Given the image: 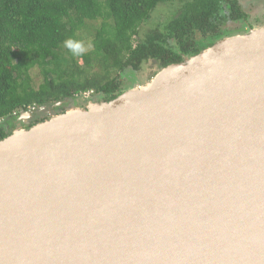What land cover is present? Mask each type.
Instances as JSON below:
<instances>
[{
	"label": "water",
	"instance_id": "95a60500",
	"mask_svg": "<svg viewBox=\"0 0 264 264\" xmlns=\"http://www.w3.org/2000/svg\"><path fill=\"white\" fill-rule=\"evenodd\" d=\"M0 264H264V25L0 140Z\"/></svg>",
	"mask_w": 264,
	"mask_h": 264
},
{
	"label": "trees",
	"instance_id": "16d2710c",
	"mask_svg": "<svg viewBox=\"0 0 264 264\" xmlns=\"http://www.w3.org/2000/svg\"><path fill=\"white\" fill-rule=\"evenodd\" d=\"M176 8L141 34L161 6ZM240 0H0V140L22 113L28 128L65 113L85 92L109 101L138 82L130 74L150 63L156 73L183 63L219 40L264 25ZM102 19L93 48L73 55L64 41H81L88 22ZM139 41L135 45L134 38ZM82 62V63H80ZM39 69L43 81L32 82ZM151 78V79H152Z\"/></svg>",
	"mask_w": 264,
	"mask_h": 264
},
{
	"label": "rangeland",
	"instance_id": "374dc122",
	"mask_svg": "<svg viewBox=\"0 0 264 264\" xmlns=\"http://www.w3.org/2000/svg\"><path fill=\"white\" fill-rule=\"evenodd\" d=\"M244 6L250 10L251 12L253 10H257V9H262V11L264 12V0H240ZM176 8H173L171 6H161L156 12L153 13L152 15V20L149 22L148 25H145L142 29H141V34L145 33L146 30L151 29L152 26H155L156 23H164L167 19H169L171 16H173V13L175 12ZM254 12V11H253ZM103 22L102 19H99L97 21H90L88 22V28H84L82 31L79 32L80 36H81V41L84 42V44L87 46V44L89 42H91L92 44V40H93V35L95 33L96 27H98L101 23ZM139 41V37L136 36L134 38V44L136 45ZM93 48V44L91 49ZM91 49H89L88 51H90ZM86 51V52H88ZM82 63V62H80ZM156 73V69L153 65H151L150 63L144 64L142 69L139 70L138 72L133 71V73H131L130 75L137 79L138 82L135 83V86L138 85H144L146 83H148L151 78L152 75H154ZM31 76H32V82L35 86H39L40 83H42L43 81V77L39 71V69H34L31 72ZM94 97L92 92H85L83 94V96H80L78 98V100L76 101V105H74L72 108H77V107H82L85 108L87 105L90 104V102H94ZM70 108V109H72ZM69 110V109H68ZM34 110L30 111L31 116L30 117H25L24 121L22 120H18L15 122L14 126L12 127L13 132L15 130H19V129H28V125L30 121L34 120L35 118L38 117V115H33Z\"/></svg>",
	"mask_w": 264,
	"mask_h": 264
},
{
	"label": "clouds",
	"instance_id": "9594fccd",
	"mask_svg": "<svg viewBox=\"0 0 264 264\" xmlns=\"http://www.w3.org/2000/svg\"><path fill=\"white\" fill-rule=\"evenodd\" d=\"M64 47H66L73 55L81 56L86 51L91 49L92 44L91 42H89L86 46L84 42L82 41H77V40L69 38L64 41Z\"/></svg>",
	"mask_w": 264,
	"mask_h": 264
},
{
	"label": "flooded vegetation",
	"instance_id": "af4514ba",
	"mask_svg": "<svg viewBox=\"0 0 264 264\" xmlns=\"http://www.w3.org/2000/svg\"><path fill=\"white\" fill-rule=\"evenodd\" d=\"M241 2V1H240ZM242 3V2H241ZM243 4V3H242ZM254 11V12H253ZM252 11V14L256 17V18H258L259 16L260 17H262V20H264V12L262 11V9H257L256 11L255 10H253ZM252 17L251 18V21H249V22H247L245 25H244V28H242L241 30H243V29H249L250 28V26H253V25H251V24H253V22H255V21H258V20H256V18L255 17ZM96 98H94L93 100H95ZM26 115V113H22L21 114V117H24ZM26 117V116H25ZM20 120H21V118H20Z\"/></svg>",
	"mask_w": 264,
	"mask_h": 264
}]
</instances>
